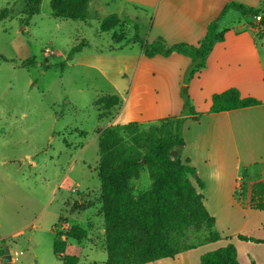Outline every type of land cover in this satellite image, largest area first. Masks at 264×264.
I'll return each mask as SVG.
<instances>
[{"label": "rangeland", "instance_id": "obj_1", "mask_svg": "<svg viewBox=\"0 0 264 264\" xmlns=\"http://www.w3.org/2000/svg\"><path fill=\"white\" fill-rule=\"evenodd\" d=\"M51 1L43 0L39 13L28 22L27 0H0V238L5 241H0V264H61L53 242L56 237L65 239L61 233L71 225L86 231L81 242L68 240L82 249L79 264H107L99 131L116 127L113 119L125 96L114 107L106 97L117 94L115 85L122 92L129 78L113 75L123 67L124 57L112 60L110 49L115 43L132 42L135 35L148 43L158 39L155 1L126 5L116 1L101 11L107 0H91L84 20L54 17ZM259 9L263 18L253 26L264 66V0ZM118 11L127 17L103 32V21ZM244 24L243 15L231 11L220 31ZM77 45L79 51L70 57ZM101 55L104 62L93 61ZM159 126L158 121L139 123L140 130ZM121 134L127 138L125 130ZM255 160L249 161L259 162ZM263 167L264 163L257 168L258 177L264 176ZM151 185L147 168L129 183L135 199ZM74 199L87 210H65V203ZM235 211L237 221L220 217L212 230L189 228L174 236V246L182 253L194 248L195 264L227 244L236 247L240 264H264V244L240 238L263 237L264 229L254 231L258 221L250 219L246 225L243 210ZM211 233L219 240L207 241ZM6 248L10 262L2 253Z\"/></svg>", "mask_w": 264, "mask_h": 264}, {"label": "crops", "instance_id": "obj_2", "mask_svg": "<svg viewBox=\"0 0 264 264\" xmlns=\"http://www.w3.org/2000/svg\"><path fill=\"white\" fill-rule=\"evenodd\" d=\"M116 1L126 5L145 0H107L101 3V11L103 7ZM154 1L155 20L158 24L156 35L168 45H198L206 36L207 24L231 2L247 9H258L261 5V0ZM231 11L237 12L229 10L218 24V32L224 33V40L215 44L207 57L205 68L188 85L195 111L203 113V116L198 121L185 122V146L181 160L188 161L195 168L196 174L188 177L203 195L204 205L216 218V224L220 217L237 221L235 209H241L246 225L250 219H256L258 222H255L253 230L260 233L264 227V211L250 209L249 201L252 184L264 180V176L258 177L257 174V168L264 163V66L255 38V34L259 35L253 26V16L243 15L246 24L220 31L222 22ZM123 13L118 11L109 15L116 14L124 20L127 16L121 17ZM132 37L133 35H129V38ZM127 50L131 51L124 55ZM110 51L111 56L115 57L112 60L124 57L123 67L113 70V75L129 77L122 92L113 83L117 92L115 95L121 99L125 96L121 110L113 119L116 126H124L130 122L155 123L163 118L181 116L184 107L181 88L184 75L191 64L190 57L174 52L167 57L157 55L148 58L143 53L142 45L133 41L119 45L115 43ZM103 60L105 56L101 55L93 61L104 62ZM92 65L97 67L93 63ZM97 69L108 76L99 66ZM230 88H237L243 97L260 100L262 105L219 114L209 113L212 96ZM252 159H258L255 161L259 162L249 161ZM244 160L247 162L244 163ZM241 168L244 169L243 172H240ZM214 172L220 174L219 181L210 178ZM197 177L203 183L202 188L196 181ZM257 237L264 240L262 235ZM193 249L185 250V253L182 251L175 258H163L149 264H195L192 256L196 251Z\"/></svg>", "mask_w": 264, "mask_h": 264}, {"label": "trees", "instance_id": "obj_3", "mask_svg": "<svg viewBox=\"0 0 264 264\" xmlns=\"http://www.w3.org/2000/svg\"><path fill=\"white\" fill-rule=\"evenodd\" d=\"M43 0H27L28 22L39 13ZM91 0H52V14L56 18L84 20L88 16ZM229 10L242 15L259 16L260 9L244 8L231 2L224 6L220 14L207 24V33L198 45L176 43L168 45L162 38L153 43L144 42L135 35L133 42L140 43L146 57L157 55L170 56L177 52L191 58L187 69L181 97L184 101L183 112L178 118L158 121L159 127L140 130L138 122L124 126L109 127L99 131V180L102 190V213L106 230L107 264H149L163 258H175L181 251L174 246L175 235L189 228L212 230L216 218L204 205L201 195L189 175L196 170L181 156L185 146L183 126L187 120L198 121L203 113H198L192 104L188 85L195 75L206 66L207 57L216 43L224 40V33L218 32V24ZM263 18V17H262ZM120 17L109 15L103 23V32L118 26ZM111 21V22H110ZM108 22H110L108 24ZM264 36V32L262 34ZM79 51V45L70 51V57ZM5 61H7L5 59ZM112 101V107L121 101L117 95L106 97ZM98 102H102L99 98ZM209 113L219 114L248 107L262 105L254 97H243L237 88H230L212 96ZM187 112V113H185ZM125 130L127 138L121 134ZM147 168L151 179V188L135 199L129 183L139 177L141 170ZM200 188L202 181L197 177ZM65 210L85 211L87 206L80 200L67 201ZM249 208L264 211V180L251 186ZM264 229V227H263ZM60 237L53 242V252L61 264H79L82 249L68 240L81 242L86 231L79 225L68 226ZM217 233H211L207 241L219 240ZM246 241L264 243V240L240 236ZM1 244H5L2 240ZM5 251H2L3 254ZM201 264H240L236 247L233 244L210 251L201 257Z\"/></svg>", "mask_w": 264, "mask_h": 264}, {"label": "clouds", "instance_id": "obj_4", "mask_svg": "<svg viewBox=\"0 0 264 264\" xmlns=\"http://www.w3.org/2000/svg\"><path fill=\"white\" fill-rule=\"evenodd\" d=\"M210 178L219 181L221 179V176H220V174L218 172H214V173L211 174Z\"/></svg>", "mask_w": 264, "mask_h": 264}, {"label": "water", "instance_id": "obj_5", "mask_svg": "<svg viewBox=\"0 0 264 264\" xmlns=\"http://www.w3.org/2000/svg\"><path fill=\"white\" fill-rule=\"evenodd\" d=\"M5 256H6V261L10 262L11 261V255H10V250L8 248L5 249Z\"/></svg>", "mask_w": 264, "mask_h": 264}, {"label": "built area", "instance_id": "obj_6", "mask_svg": "<svg viewBox=\"0 0 264 264\" xmlns=\"http://www.w3.org/2000/svg\"><path fill=\"white\" fill-rule=\"evenodd\" d=\"M262 20V16L261 15H259V16H257L256 18H255V22H259V21H261ZM2 257L0 256V259H1Z\"/></svg>", "mask_w": 264, "mask_h": 264}]
</instances>
